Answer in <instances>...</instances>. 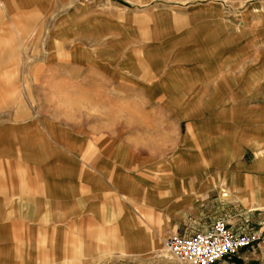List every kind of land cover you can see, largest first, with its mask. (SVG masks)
<instances>
[{
  "label": "crops",
  "instance_id": "1",
  "mask_svg": "<svg viewBox=\"0 0 264 264\" xmlns=\"http://www.w3.org/2000/svg\"><path fill=\"white\" fill-rule=\"evenodd\" d=\"M51 1L0 0L1 48L6 49L13 39L19 41L18 32L30 25L34 28L35 24L24 19L43 16ZM134 1L147 5L153 0ZM106 5L90 3L91 11H83L89 12L95 23H105L109 29L105 36L113 41L114 18L124 17L118 22H128L131 12L117 0H107ZM223 9L218 0H161L153 10L138 9L141 13H136L160 26L166 49L203 39L206 45L201 48L200 43L199 48L205 50L210 39H230L235 32L234 22L226 18ZM63 29L58 27V32ZM127 37L122 33L117 39ZM193 43L197 47L195 42L189 45L193 47ZM233 49L229 52L234 55ZM6 53L2 50L0 56ZM192 61L174 65L159 83L168 94L160 102L168 105V111L175 110L178 103L197 102L198 96L186 94L194 88L199 89L198 94L205 92L215 81L212 64L204 68ZM122 70L116 69V73ZM108 76L110 79L111 73ZM251 83L247 80L245 87ZM234 99H226L215 81L211 97L195 110L186 142L173 155L203 154L189 160L192 169L187 174L177 173L173 160L139 154L165 150L157 137L163 135L159 128L153 132L142 128L130 132L123 127L89 129L67 138L65 129L51 122L38 126L30 117L0 118V264H173L169 257L154 255L159 248L153 243L158 240L162 246L161 237L174 230L184 234L205 231L218 217L226 219L235 232L250 226L248 231L262 234L264 157L260 151L255 154L260 149L255 142L261 140L253 127V113L240 111L245 116L240 122L235 110L226 107L225 103ZM26 103L33 102L27 98ZM202 108L208 113L204 121L199 118ZM190 113L186 110L185 116ZM217 134L233 137L225 142L226 138H216ZM198 135L212 140L201 147ZM227 145H233L238 154L232 163L206 159ZM245 153L250 154L249 160L244 159ZM154 172L162 176L156 177ZM147 213L157 217L155 223L146 220ZM103 254L111 259L98 261ZM227 258L214 264H264V243L242 249L230 261H225Z\"/></svg>",
  "mask_w": 264,
  "mask_h": 264
},
{
  "label": "rangeland",
  "instance_id": "2",
  "mask_svg": "<svg viewBox=\"0 0 264 264\" xmlns=\"http://www.w3.org/2000/svg\"><path fill=\"white\" fill-rule=\"evenodd\" d=\"M106 1L52 0L45 5L43 16L35 14L24 19L36 27L30 25V29L16 32L19 41L11 40L6 49L0 46V52H7L0 56L1 119L30 117L38 126L51 122L55 127H63L67 138L89 129L123 127L130 132L140 128L153 132L159 128L163 135L157 137L161 138L159 143L165 150L139 154L173 160L178 165L174 167L177 173L187 174L192 169L189 160L198 159V154L200 157L203 154L198 151L195 155L182 152L176 158L173 155L181 151L180 147L188 136L189 124L193 117L196 118L195 110L198 106L203 107L202 100L211 97L213 84L217 81L226 99L234 96L233 103L225 104L229 110H235L240 122L245 117L240 111L255 115L253 127L261 140L255 142V146L260 148L255 154L260 151L264 157V0H218L224 6L226 18L234 22L235 32L230 39L220 37L213 42L210 39V45L205 50L199 48L200 43L201 48L205 44L203 39L187 42L178 49L173 45L166 49L167 44L160 38V26L151 24L148 20L150 17L143 19L138 15L153 10L161 0H153L147 5H139L134 0H117L127 6L131 16L128 22H118L124 17L120 20L114 18L117 22L112 25L115 38L112 41L105 36L109 30L106 24L95 23L89 12L83 11L86 8L91 11L90 3L96 6V2L98 6L108 7ZM183 4L177 2V5ZM138 9L141 12H137ZM92 11H96L95 7ZM42 19L45 21L43 25L36 23ZM122 24L125 29L121 28ZM58 27L64 29L58 32ZM122 33L128 36L124 41L117 39L122 38ZM111 42L113 44H109ZM192 42L197 47H194V43L191 47L189 44ZM15 43L19 48L14 46ZM161 45L163 49L158 47ZM232 48H235L234 55L229 52ZM192 59V62L204 68L212 64L215 81L206 87L205 92L198 94L199 89L194 88L186 94L198 96L197 102L178 103L175 110L168 111V105L160 103L161 97L168 94L159 83L174 65L189 63ZM116 69L124 70L116 73ZM108 73H111L110 79ZM247 80H252L250 87H245ZM155 86L158 88L153 92ZM27 98L33 103L27 104ZM225 104L220 103L219 106L224 108ZM202 109L204 113H199V118L204 121L208 113ZM186 110H191L190 116H185ZM198 136L201 147L212 140L209 136ZM215 137L223 140L225 137L226 142L233 134H217ZM232 146L222 147L219 152L206 156V159H221L225 165L230 164L238 155ZM250 158V154L245 153L244 159ZM208 171L213 170L208 168ZM154 176L160 177L162 173L154 172ZM146 220L155 223L157 217L147 213ZM262 223L258 225L261 227ZM247 227L243 232H252L248 231L250 226ZM260 227L258 230H261ZM167 237H161L162 246L161 241H153V247L159 248L154 255L169 257L175 261L173 264H186L166 252L164 241ZM259 243H264V229L259 241L252 247ZM231 257L225 261H230ZM100 259H111V256L103 254L98 261ZM219 264H224V261Z\"/></svg>",
  "mask_w": 264,
  "mask_h": 264
},
{
  "label": "built area",
  "instance_id": "3",
  "mask_svg": "<svg viewBox=\"0 0 264 264\" xmlns=\"http://www.w3.org/2000/svg\"><path fill=\"white\" fill-rule=\"evenodd\" d=\"M259 231L235 232L223 217H218L205 231L169 235L164 245L167 251L186 264H214L231 257L240 250L251 247L260 239Z\"/></svg>",
  "mask_w": 264,
  "mask_h": 264
},
{
  "label": "bare ground",
  "instance_id": "4",
  "mask_svg": "<svg viewBox=\"0 0 264 264\" xmlns=\"http://www.w3.org/2000/svg\"><path fill=\"white\" fill-rule=\"evenodd\" d=\"M263 114H264V112H263ZM163 248H164V247H163ZM165 250H166V252H167L169 255H171V254L167 251V249H165ZM167 253H166V254H167ZM168 254H167V255H168ZM170 257H171V256H170ZM172 257H173V256H172Z\"/></svg>",
  "mask_w": 264,
  "mask_h": 264
}]
</instances>
